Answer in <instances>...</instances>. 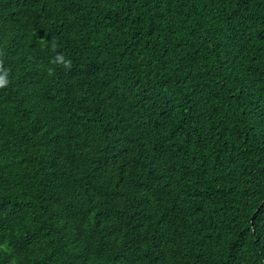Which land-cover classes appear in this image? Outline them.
I'll list each match as a JSON object with an SVG mask.
<instances>
[{
    "label": "trees",
    "instance_id": "1",
    "mask_svg": "<svg viewBox=\"0 0 264 264\" xmlns=\"http://www.w3.org/2000/svg\"><path fill=\"white\" fill-rule=\"evenodd\" d=\"M0 48V264H264V0H0Z\"/></svg>",
    "mask_w": 264,
    "mask_h": 264
},
{
    "label": "clouds",
    "instance_id": "2",
    "mask_svg": "<svg viewBox=\"0 0 264 264\" xmlns=\"http://www.w3.org/2000/svg\"><path fill=\"white\" fill-rule=\"evenodd\" d=\"M55 48V45H53ZM4 54V50L0 48V55ZM52 67H49L47 71L49 74L55 72V66L60 65L64 69H70L72 67L71 59L66 58L63 54H57L53 59L50 60ZM9 73L7 69H0V89L5 88L9 85Z\"/></svg>",
    "mask_w": 264,
    "mask_h": 264
}]
</instances>
